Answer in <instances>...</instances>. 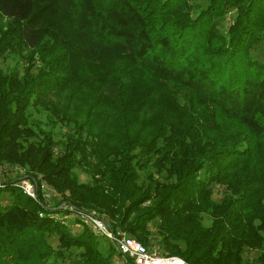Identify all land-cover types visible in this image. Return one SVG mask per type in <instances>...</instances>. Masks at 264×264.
Masks as SVG:
<instances>
[{
  "label": "trees",
  "instance_id": "16d2710c",
  "mask_svg": "<svg viewBox=\"0 0 264 264\" xmlns=\"http://www.w3.org/2000/svg\"><path fill=\"white\" fill-rule=\"evenodd\" d=\"M262 40L264 0H0V59L20 62L0 63V161L25 168L0 181V264H136L62 203L119 213L147 247L154 221L188 264H264Z\"/></svg>",
  "mask_w": 264,
  "mask_h": 264
},
{
  "label": "built area",
  "instance_id": "2783aa9c",
  "mask_svg": "<svg viewBox=\"0 0 264 264\" xmlns=\"http://www.w3.org/2000/svg\"><path fill=\"white\" fill-rule=\"evenodd\" d=\"M1 166V163H0ZM14 170L23 174L25 168L13 164ZM18 169H17V168ZM25 194L36 198L40 192L43 198L48 202L52 196L49 188L44 182L36 183L33 179L22 176L15 183ZM39 190V191H38ZM70 212L55 211L53 217L62 223H69L70 219H77L78 222L87 225L97 235L107 238L114 247L124 255L130 256L136 264H187V262L178 255H169L155 250H151L131 234L117 227L113 228L109 221L93 210L86 208H74L68 203H62ZM40 214H42L40 212Z\"/></svg>",
  "mask_w": 264,
  "mask_h": 264
},
{
  "label": "rangeland",
  "instance_id": "374dc122",
  "mask_svg": "<svg viewBox=\"0 0 264 264\" xmlns=\"http://www.w3.org/2000/svg\"><path fill=\"white\" fill-rule=\"evenodd\" d=\"M192 1H193L194 4L204 5L206 0H192ZM230 21H231V13H229V14L223 16V17L217 18L218 27L220 28V30L222 32H224V33L226 32ZM251 53L255 57H257L259 59H263L264 58V40L255 43L253 48L251 49ZM17 62H18V64H20L19 61H17L16 59L11 58L10 56H6L5 58H1L0 59V63H1V65L3 67H5L6 65H12V64L17 63ZM37 116L38 117H43V116H41V114H37ZM56 136H58V134ZM0 163H1V166H0V181L6 180L8 178H12L16 174H19V172L17 170H14V168L12 167V165L15 164L14 162L11 163V162H9L7 160H1ZM17 165H18V163H17ZM75 170H76V172L78 174V177H79L80 181H85V182H91L92 181V177L89 175V173L83 171L79 167H76ZM24 172H25V170H24ZM39 182H44L49 188H51L50 192L52 193L51 194L52 196L50 197L49 201H50V203L55 202L59 198L58 191L51 184H49L48 182H46L43 179H40ZM221 195H222V186L217 185V184H213V198L217 200V199H219V197ZM106 198L109 199V195L106 196ZM0 199L2 200V202H7V201L12 199V195L8 191H3L2 193H0ZM146 202H148V201H146ZM84 208L95 211L96 213H98L102 217L106 218L109 221V223L118 219V214L119 213H117L115 216H112L109 213H107L106 211H99L95 207L85 206ZM203 221H204V223L208 224L210 219H209L208 216L204 215ZM69 226H70L71 230H73L75 232L82 230L83 227H84L83 224L80 223V222L73 223V224H71ZM113 228H115V227H113ZM117 228L122 229L120 227H117ZM147 229H148L149 240H150V245L148 247L151 250H155L157 252H161L162 253V248L163 247L161 246V243L158 241L159 237H158V233H157V230H156L155 222L154 221H149V223L147 225ZM123 230H125V229H123ZM98 238L100 240L101 247L105 248L106 244L108 243V240L106 238L102 237V236H98ZM49 240L51 242H53V243H56V236L55 235L50 236ZM253 253H254V249H246L244 251V255L245 256L252 255ZM69 262L70 261H67L64 264H68ZM118 262H119V259L116 258V259L113 260V262L111 264H117ZM187 264H188V262H187Z\"/></svg>",
  "mask_w": 264,
  "mask_h": 264
}]
</instances>
